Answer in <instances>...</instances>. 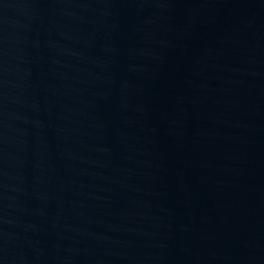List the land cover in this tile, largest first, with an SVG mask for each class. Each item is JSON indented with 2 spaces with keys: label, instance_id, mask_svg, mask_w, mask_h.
Here are the masks:
<instances>
[{
  "label": "water",
  "instance_id": "1",
  "mask_svg": "<svg viewBox=\"0 0 264 264\" xmlns=\"http://www.w3.org/2000/svg\"><path fill=\"white\" fill-rule=\"evenodd\" d=\"M0 264H264V0H0Z\"/></svg>",
  "mask_w": 264,
  "mask_h": 264
}]
</instances>
